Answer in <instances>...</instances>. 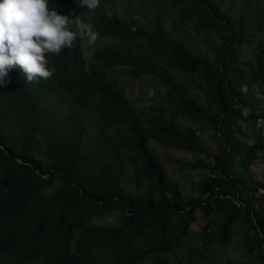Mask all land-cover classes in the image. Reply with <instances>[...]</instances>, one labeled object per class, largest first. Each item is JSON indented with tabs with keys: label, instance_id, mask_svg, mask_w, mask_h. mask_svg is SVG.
Returning <instances> with one entry per match:
<instances>
[{
	"label": "trees",
	"instance_id": "16d2710c",
	"mask_svg": "<svg viewBox=\"0 0 264 264\" xmlns=\"http://www.w3.org/2000/svg\"><path fill=\"white\" fill-rule=\"evenodd\" d=\"M102 1L83 19L93 47L77 38L48 56L51 79L13 68L0 85V264H264V181L249 172L264 153V0ZM113 68L149 77L159 106H132ZM79 111L95 116L90 138ZM149 140L199 156L183 163L206 170L195 195ZM234 238L237 262L219 255Z\"/></svg>",
	"mask_w": 264,
	"mask_h": 264
},
{
	"label": "clouds",
	"instance_id": "9594fccd",
	"mask_svg": "<svg viewBox=\"0 0 264 264\" xmlns=\"http://www.w3.org/2000/svg\"><path fill=\"white\" fill-rule=\"evenodd\" d=\"M78 6L95 11L100 0H78ZM77 38L91 48L99 33L81 16L61 14L50 0H0V85L11 83L13 68L27 83L51 79L56 68L48 56L73 48Z\"/></svg>",
	"mask_w": 264,
	"mask_h": 264
},
{
	"label": "rangeland",
	"instance_id": "374dc122",
	"mask_svg": "<svg viewBox=\"0 0 264 264\" xmlns=\"http://www.w3.org/2000/svg\"><path fill=\"white\" fill-rule=\"evenodd\" d=\"M112 4L114 10L120 11L123 6H126L122 0H112V1H102L101 5L107 6ZM130 6H134L136 3H128ZM120 9V10H119ZM92 11L86 9L85 12L81 15L82 19H90ZM196 42L202 46L200 38H196ZM101 43V42H100ZM84 49L89 48L87 46L86 40L84 41ZM113 72H118L117 80L129 94V101L132 106L135 108H140L142 110L149 108H154L159 106V94L151 88V82L149 77H137L136 79H130L125 68H113ZM115 75V73L113 74ZM55 97H62L55 94ZM82 122L85 128V137L90 138L93 126L95 124V116L91 113L85 111H79ZM262 136V135H261ZM199 143L203 149L209 153L215 151V144L212 140V132L206 130L199 133ZM148 144L154 152L157 154L158 159L162 162L163 166L166 169L167 175L177 181L179 188L183 194L195 195V188L197 181H199L205 174L206 170L204 168H186L183 166L184 162H190L197 159L199 156L194 153H188L185 151H177L171 148L155 144L152 140L148 141ZM176 160H178L176 162ZM207 158L202 156V161L204 164L207 162ZM250 176L255 180L264 181V153H260V157L256 163L250 166L249 169ZM262 191V190H261ZM119 216L116 212H111L107 215H104L100 218H95L94 222L100 224L114 223L118 220ZM202 221L197 215L196 221L191 225V229L198 231L201 228ZM221 256H229L233 259L234 262L239 260L238 250L236 249V239H231L229 244L223 248L222 252L219 254ZM218 259V260H217ZM217 262L212 264H224L222 260L216 258Z\"/></svg>",
	"mask_w": 264,
	"mask_h": 264
}]
</instances>
